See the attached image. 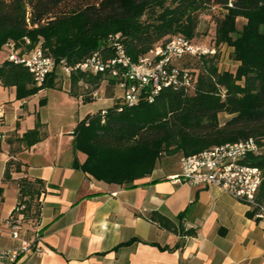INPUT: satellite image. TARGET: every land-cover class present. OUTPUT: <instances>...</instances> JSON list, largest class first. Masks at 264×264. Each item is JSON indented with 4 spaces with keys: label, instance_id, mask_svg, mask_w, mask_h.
Listing matches in <instances>:
<instances>
[{
    "label": "trees",
    "instance_id": "1",
    "mask_svg": "<svg viewBox=\"0 0 264 264\" xmlns=\"http://www.w3.org/2000/svg\"><path fill=\"white\" fill-rule=\"evenodd\" d=\"M214 7L220 11L211 47L215 53H186L170 63L188 72L192 87L162 88L152 102L141 98L133 107L118 98L105 113L86 114L73 129V148L85 155L78 167L98 181L131 188L163 156H189L248 138L259 144L264 141V0H0V50L8 41L24 44L28 39L26 48L40 44L45 56L73 67L94 54L103 61L116 59L120 46L136 63L177 37L197 43L198 14ZM238 19L244 21L241 28ZM222 46L231 49L230 57L237 63L234 71L218 66ZM55 77L52 72L37 86L24 66L7 61L0 65V82L14 88L16 99L43 89H62ZM107 77L71 72L67 93L77 100L85 94L81 102L90 101L86 86L96 88L104 79L103 94L113 98L117 79ZM220 114L228 116L223 123ZM41 126L37 122L20 137L9 138L14 144L11 152L43 140L46 133ZM247 162L262 173L255 203L264 206V155H249ZM21 166L18 160H8L4 180H10L11 172H24ZM15 183L16 207L22 208H15L11 218L22 215L31 230L39 216L45 183L27 176ZM256 210L253 207L248 215L253 217ZM144 216L175 231L174 222L157 211Z\"/></svg>",
    "mask_w": 264,
    "mask_h": 264
},
{
    "label": "crops",
    "instance_id": "2",
    "mask_svg": "<svg viewBox=\"0 0 264 264\" xmlns=\"http://www.w3.org/2000/svg\"><path fill=\"white\" fill-rule=\"evenodd\" d=\"M4 59L2 51L0 65ZM68 86L69 81L56 89L64 106L77 100L68 95ZM41 91L16 99L14 88L0 82V264H9L33 231H38L41 252L33 247L19 254L16 264H264V220L249 216L252 208L217 188L172 181L180 173L179 156L166 167L160 158L131 188L106 184L82 171L78 165L85 155L73 148L71 132L83 117L71 127V116L59 112L51 125L44 112L46 98L43 105L28 106ZM37 122L46 137L12 153L9 138L20 137ZM11 158L24 172H11L10 180H4ZM21 176L42 180L45 189L36 226L29 230L25 223L20 237L13 238L8 224L18 204L15 181ZM150 211L173 221L175 231L146 219Z\"/></svg>",
    "mask_w": 264,
    "mask_h": 264
},
{
    "label": "built area",
    "instance_id": "3",
    "mask_svg": "<svg viewBox=\"0 0 264 264\" xmlns=\"http://www.w3.org/2000/svg\"><path fill=\"white\" fill-rule=\"evenodd\" d=\"M29 44L25 39L24 44L13 41L6 42L0 53H5L4 61L24 66L32 75L37 86H41L47 76L54 72L58 65H63V60L57 64L56 60L45 56L40 44L26 48ZM118 57L103 61L98 54H94L83 62L73 67L61 66V69L70 76L71 72L81 71L91 75L105 74L107 78H116L115 87L120 89V98L127 107L136 106L141 98L152 102L154 97L165 87H192L193 81L187 71L181 72L176 67H170L172 60L183 54L201 55L213 54V48H206L184 38L177 37L163 46H157L138 62L132 63L125 56L120 46H117ZM181 75V79H179ZM106 80H101L94 88L86 86L87 95L93 100L100 98V87ZM224 93V92H223ZM85 94L78 96L81 102ZM118 111L121 108L117 109ZM102 110V113H105ZM73 134V131L71 132ZM249 155H264V141L259 144L252 138L233 143L217 145L199 153L185 156L180 155L178 162L180 173L171 177L174 182H187L192 186L201 188H217L232 196L239 202L256 208L254 217L264 220V206L255 203V195L262 180V173L258 167L247 162ZM22 207H16L20 210ZM26 222L22 215L9 220L10 234L19 238ZM38 231L33 237L20 242L19 248L14 251L9 264H16L15 259L21 253L32 251L41 252L40 245L36 242Z\"/></svg>",
    "mask_w": 264,
    "mask_h": 264
},
{
    "label": "rangeland",
    "instance_id": "4",
    "mask_svg": "<svg viewBox=\"0 0 264 264\" xmlns=\"http://www.w3.org/2000/svg\"><path fill=\"white\" fill-rule=\"evenodd\" d=\"M220 11L217 8H212L209 11H201L198 14V25L197 29L199 32V40L197 44L211 48L213 44V36L215 30V20L216 17L219 15ZM244 21L242 19L237 20V27L241 28ZM230 48L226 46H222L220 49V57L218 66L221 70H230L234 71L236 68L237 63L234 62L230 57ZM55 74V83L59 86L67 87L69 77L68 75L58 66L53 72ZM105 84V83H104ZM103 91V90H102ZM60 93L55 89H46L42 90L39 94H37L29 103V107L33 104L38 105L41 99L46 98V110L44 111L47 117L50 120L51 125L54 124L59 119V112L66 111L67 115L71 116V121H73V127L76 123L77 118L84 117L88 113H96L98 111H102L114 105V102L117 101L118 97L121 96L120 89H114V96L113 98L100 96V98H96L87 102H80L75 100L71 106H64L59 101ZM228 116L226 114L219 115L220 123H223ZM64 124V122H62ZM70 127V128H71ZM70 128H66L65 131H69ZM164 159L162 160V166L166 167L175 161L178 158V155L175 156H163Z\"/></svg>",
    "mask_w": 264,
    "mask_h": 264
}]
</instances>
